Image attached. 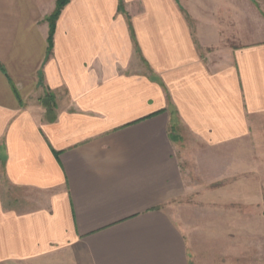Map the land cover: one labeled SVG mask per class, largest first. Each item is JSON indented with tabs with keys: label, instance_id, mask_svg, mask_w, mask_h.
Wrapping results in <instances>:
<instances>
[{
	"label": "crops",
	"instance_id": "crops-1",
	"mask_svg": "<svg viewBox=\"0 0 264 264\" xmlns=\"http://www.w3.org/2000/svg\"><path fill=\"white\" fill-rule=\"evenodd\" d=\"M54 5L0 0V264H264V7Z\"/></svg>",
	"mask_w": 264,
	"mask_h": 264
},
{
	"label": "trees",
	"instance_id": "trees-1",
	"mask_svg": "<svg viewBox=\"0 0 264 264\" xmlns=\"http://www.w3.org/2000/svg\"><path fill=\"white\" fill-rule=\"evenodd\" d=\"M70 2V0H55V8L51 15L46 19L48 24V38H47V57L50 56L52 50V40L55 30L56 21L62 9ZM123 0H118V11L123 9ZM133 36V35H132Z\"/></svg>",
	"mask_w": 264,
	"mask_h": 264
},
{
	"label": "rangeland",
	"instance_id": "rangeland-1",
	"mask_svg": "<svg viewBox=\"0 0 264 264\" xmlns=\"http://www.w3.org/2000/svg\"><path fill=\"white\" fill-rule=\"evenodd\" d=\"M255 2L257 3V5H259L260 7H264L263 5H264V0H255ZM54 8H55V5H54ZM54 10V9H53ZM53 12V11H52ZM48 103H50V102H48ZM47 103V105H46V107H49V104ZM170 206L171 205H169V209H170Z\"/></svg>",
	"mask_w": 264,
	"mask_h": 264
},
{
	"label": "water",
	"instance_id": "water-1",
	"mask_svg": "<svg viewBox=\"0 0 264 264\" xmlns=\"http://www.w3.org/2000/svg\"><path fill=\"white\" fill-rule=\"evenodd\" d=\"M48 103V100L47 99H44L43 100V104L46 105Z\"/></svg>",
	"mask_w": 264,
	"mask_h": 264
}]
</instances>
